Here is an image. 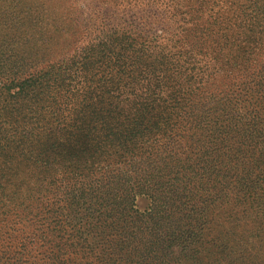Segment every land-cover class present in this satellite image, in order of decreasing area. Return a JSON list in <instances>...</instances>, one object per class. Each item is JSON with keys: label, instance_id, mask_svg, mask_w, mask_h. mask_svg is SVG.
<instances>
[{"label": "trees", "instance_id": "obj_1", "mask_svg": "<svg viewBox=\"0 0 264 264\" xmlns=\"http://www.w3.org/2000/svg\"><path fill=\"white\" fill-rule=\"evenodd\" d=\"M91 4L0 0V264H264V0Z\"/></svg>", "mask_w": 264, "mask_h": 264}, {"label": "rangeland", "instance_id": "obj_2", "mask_svg": "<svg viewBox=\"0 0 264 264\" xmlns=\"http://www.w3.org/2000/svg\"><path fill=\"white\" fill-rule=\"evenodd\" d=\"M45 4V15L43 25L50 27H61V23L67 22L78 10H88L92 7V0H43ZM97 4V3H96ZM160 33V30L157 31ZM52 36V35H51ZM13 188L7 186V189ZM24 188V187H23ZM137 206L141 209L144 207L143 201H138Z\"/></svg>", "mask_w": 264, "mask_h": 264}]
</instances>
